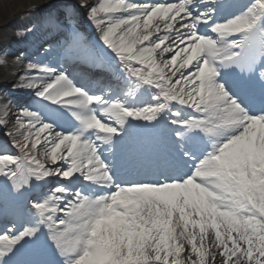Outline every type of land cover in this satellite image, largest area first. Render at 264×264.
<instances>
[{
    "label": "snow or ice",
    "instance_id": "1",
    "mask_svg": "<svg viewBox=\"0 0 264 264\" xmlns=\"http://www.w3.org/2000/svg\"><path fill=\"white\" fill-rule=\"evenodd\" d=\"M213 7L224 5L97 0L87 19L130 81L117 99L90 94L55 68L27 66L43 75L20 86L63 109L75 125L66 132L57 126L59 113L21 111L13 147L22 155H0V178L17 194L50 178L108 191L52 187L29 205L35 223L0 233V264H11L42 226L61 264H264V109L252 111L222 80L223 69L255 72L257 63L264 79V0L222 22ZM149 89L154 103L137 106L136 93ZM181 108L200 118H184ZM166 114L184 130L175 139L189 170L122 184L102 147L114 146L130 122L151 124ZM189 133L207 138L199 156L185 146Z\"/></svg>",
    "mask_w": 264,
    "mask_h": 264
},
{
    "label": "bare ground",
    "instance_id": "2",
    "mask_svg": "<svg viewBox=\"0 0 264 264\" xmlns=\"http://www.w3.org/2000/svg\"><path fill=\"white\" fill-rule=\"evenodd\" d=\"M96 3L97 0H0V31L7 33L0 40V61H2L0 63V89L10 87L11 89L20 90L24 93L35 94L34 89L24 88L20 85L34 78H39L42 74H36V72L29 70L28 65L25 66L24 64L15 62L17 61L18 55L11 54L13 52H19L20 48H23L24 51L34 49L40 39L54 31L55 20L63 17H66V19L73 17L79 19V28L94 39L96 48L106 55L105 57L109 59L110 65L122 69L120 61L100 40V30L87 19L89 8L95 6ZM81 4H86L87 7H81ZM67 5L72 6L74 10L66 11L67 7L65 6ZM115 15L120 16L123 14L117 13ZM28 28H32L33 30L30 31ZM27 29L30 32L20 37L10 34L13 31V33H17L20 30H24L23 32L25 33ZM83 47L85 46L83 45ZM152 91L150 89L141 90L140 93H137V95L142 97L137 103V106L154 103L149 99H145V93L150 94ZM8 108L4 99L0 96V119L4 121L0 124V140H6L8 150L21 154L18 148L13 147V144L20 139V136L16 133L18 126L17 118L19 117L17 116L18 112H15L16 109L8 110ZM2 130L5 132L3 133ZM105 147L108 151L106 156H108L112 152V146ZM39 148L40 146L38 145V151L36 153L37 159L40 158ZM59 181L58 178H50L43 183L52 185Z\"/></svg>",
    "mask_w": 264,
    "mask_h": 264
},
{
    "label": "rangeland",
    "instance_id": "3",
    "mask_svg": "<svg viewBox=\"0 0 264 264\" xmlns=\"http://www.w3.org/2000/svg\"><path fill=\"white\" fill-rule=\"evenodd\" d=\"M5 34H6L5 32L0 31V40L5 36ZM2 96H4V95H2Z\"/></svg>",
    "mask_w": 264,
    "mask_h": 264
}]
</instances>
